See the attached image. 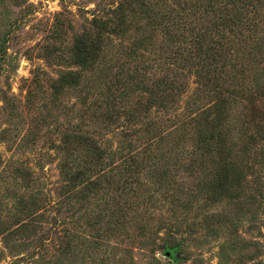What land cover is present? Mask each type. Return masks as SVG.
Here are the masks:
<instances>
[{
  "label": "rangeland",
  "instance_id": "374dc122",
  "mask_svg": "<svg viewBox=\"0 0 264 264\" xmlns=\"http://www.w3.org/2000/svg\"><path fill=\"white\" fill-rule=\"evenodd\" d=\"M0 264H264V0H0Z\"/></svg>",
  "mask_w": 264,
  "mask_h": 264
},
{
  "label": "trees",
  "instance_id": "16d2710c",
  "mask_svg": "<svg viewBox=\"0 0 264 264\" xmlns=\"http://www.w3.org/2000/svg\"><path fill=\"white\" fill-rule=\"evenodd\" d=\"M122 6H123V5L120 6V7H121V8H120L121 10H122ZM65 78H67V77H65ZM65 78H62V79H61V82L67 81V79H65Z\"/></svg>",
  "mask_w": 264,
  "mask_h": 264
}]
</instances>
